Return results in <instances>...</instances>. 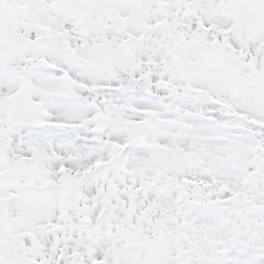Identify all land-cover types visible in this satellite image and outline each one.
Returning a JSON list of instances; mask_svg holds the SVG:
<instances>
[{
  "label": "snow or ice",
  "instance_id": "snow-or-ice-1",
  "mask_svg": "<svg viewBox=\"0 0 264 264\" xmlns=\"http://www.w3.org/2000/svg\"><path fill=\"white\" fill-rule=\"evenodd\" d=\"M0 264H264V0H0Z\"/></svg>",
  "mask_w": 264,
  "mask_h": 264
}]
</instances>
